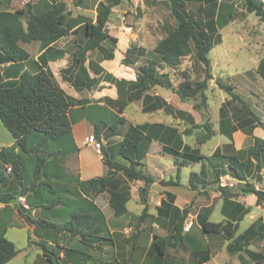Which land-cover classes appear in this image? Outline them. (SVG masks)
I'll return each mask as SVG.
<instances>
[{
    "label": "trees",
    "instance_id": "16d2710c",
    "mask_svg": "<svg viewBox=\"0 0 264 264\" xmlns=\"http://www.w3.org/2000/svg\"><path fill=\"white\" fill-rule=\"evenodd\" d=\"M3 1L0 0V5ZM242 1L248 12H254L264 19L263 0ZM121 2L122 0L101 1L96 20L80 23L77 19L67 22V3L63 0H53L51 6L41 12H35L31 2H27L24 8L15 11L0 10L2 57L0 60L21 62L27 58L29 54L22 48L21 42L38 40L41 41L44 49L40 55L42 64L37 72L23 70L18 78L0 82V120L15 138L13 145L0 148V160L5 166L11 164L10 173L13 176L12 180H9L8 175L0 170V203H4L6 207L13 203L24 221L34 226V230L40 235L37 245L42 249L49 264H61V253L64 254V260L71 264L87 262L85 251L60 245L58 239H62L65 234L78 236L84 246L92 248L102 240H109V237L103 235L107 229L104 213L86 195L106 192L114 214L121 216L127 213V204L131 199V186L128 180L154 181L153 176L145 171V158L153 140L162 143L163 151L174 156L175 164L178 166V176L183 165L209 161L216 168L212 183L218 182L222 175L230 173L242 184V194H256L258 204L264 201V189L257 188L255 182L249 180L253 175L252 163L241 160L234 153L229 156L231 171L226 172L219 168L217 161L204 155L199 147H193L185 142L183 134H191L193 129L198 127L205 128V132L198 137V142L203 144L210 140L215 131L208 122L191 125L184 131H180L175 125L163 122L131 123L120 142L102 146L101 153L108 167L107 174L88 180L67 175L64 159L78 149L72 139L69 117L72 99L56 83L53 74L46 69V65L50 60L63 58L69 51L70 47L61 48L56 46L55 42L69 34H76V40L72 45L75 49V72L68 79L78 89L96 86L99 79L90 75L86 65L87 54L89 51L99 50L102 59L115 58L118 38L110 33L107 24L113 8ZM190 2L204 6V23L189 12L187 6ZM221 2H228L227 6H231V2L227 0H170L172 14L177 24L174 28L168 29L167 35L154 47L162 64L169 68L179 67L186 56L193 55L197 64L204 66L205 77L202 80H193L188 72L184 71L182 80L175 87L169 73L160 71L153 60L139 66L135 80L107 74L106 79L117 87V104L120 112H123L131 102L143 100L144 112L163 109L173 117L182 113L161 95L151 94L150 90L155 86L171 89L182 99L201 93L202 102H206L204 91L209 80L213 78L209 53L215 45L222 42L220 29L232 18L231 13L228 15L220 13ZM26 13L28 17L24 23L22 16ZM107 42H111L112 46H107ZM127 58L124 59V64H134ZM70 69L65 72H69ZM256 70L264 80V57L260 59ZM216 82L233 99L249 107L243 95L234 90V85L226 84L221 79H217ZM197 107L199 105H196ZM248 112L250 118L236 117L235 120V117L229 115L223 103L220 108V133L233 140V133L239 128L258 126L262 123L254 111ZM252 119L256 120L254 124ZM125 122L126 118L117 114L108 128L110 132H115ZM105 124L104 121L94 123L93 133L98 140L102 139ZM254 139V144L249 147V154L256 162L259 172L264 167V138L255 136ZM114 151L115 155H113ZM212 156L224 155L218 147ZM196 175L197 173L192 174L191 182ZM255 179L262 180L260 173ZM13 180L17 182L18 187L13 185L16 183H13ZM8 184L10 189L1 190V186ZM218 190L221 191L226 205H230L232 211L228 214L229 219L224 221H210L207 214H201L203 230L222 233L225 238L231 240L228 245L229 251L244 252L250 256L254 264H264V254L248 248L253 239L264 238V222L254 223L238 234L240 221L251 210V206L236 200V194L239 193H233V187L219 184ZM145 191L146 188L141 190L142 193ZM21 197L25 198L26 204L19 200ZM37 210L48 216L33 213ZM143 212H147V207ZM187 214L188 210L185 208L175 225L174 233L154 239L153 246L161 254H164L168 246H174L182 238ZM5 223L3 220L0 222L1 226ZM54 243L57 247L52 245ZM19 252L20 249L5 232H0V264L7 263Z\"/></svg>",
    "mask_w": 264,
    "mask_h": 264
},
{
    "label": "rangeland",
    "instance_id": "374dc122",
    "mask_svg": "<svg viewBox=\"0 0 264 264\" xmlns=\"http://www.w3.org/2000/svg\"><path fill=\"white\" fill-rule=\"evenodd\" d=\"M53 0H5L4 5H0V10L8 9L15 11L24 8L27 2L33 4L35 12H41L49 8ZM67 3V22L70 23L72 19H77V22H84L87 20H96L98 5L101 1L105 0H63ZM231 6H227L228 2H221V12L223 15L231 13V21L220 29L222 35V42L215 45L210 53L211 59V73L213 78L209 80L208 86L204 93L206 95V102H202L203 98L201 93L194 97L182 99L178 95H174L176 103L173 105L178 111H182L176 117H169L166 114L147 113L141 109L142 100L131 102L122 115L127 119L124 124L118 127L120 133L126 131L129 123H140L146 121L165 120L184 131L186 128L194 124H203L208 122L212 125L215 134L207 142L201 144L198 142V137L205 132V128H194L191 134H183L185 142L193 147H199L201 152L217 161L219 168L226 172H230L229 156L236 153L241 160H246L252 163L253 175L249 177L250 181H254L256 186L264 189V167L258 172L256 162L249 154V147L254 144L255 136L254 129L257 126H247L246 128H239L246 134H237L233 140H230L226 135L221 134L219 130L220 121V108L225 104L226 110L229 115L235 117L250 118L248 111H254L262 120L259 133L264 135V80L257 73V65L262 57H264V19L260 18L254 12H248L242 0H230ZM264 1V0H263ZM188 10L192 13L201 23H204L205 16L203 7L199 3H188ZM28 14H23L22 20L26 23ZM176 20L172 14L170 0H122V2L113 8V12L108 21V29L113 36L118 38L115 46V54L124 59L132 60L136 70L139 66L153 60L158 66L160 71L168 72L173 85L178 86L182 80V73L188 72L193 80H202L205 77V68L198 65L193 55L186 56L182 64L177 68H169L162 64L161 58L155 53L154 47L160 39L167 35V30L172 29L176 25ZM38 43V41L32 42ZM20 45L24 48V42ZM107 46H112L111 42L106 43ZM29 48L33 44L28 45ZM24 69V63L14 62L5 69H0V78L15 79L19 77V73ZM221 79L226 84L234 85V90L243 95L245 104L233 99L224 89L220 88L216 80ZM1 82V81H0ZM163 88V87H162ZM156 87L153 92L166 91V93L173 92L166 88ZM174 93V92H173ZM196 105L199 107L196 108ZM162 112V111H161ZM253 124L256 122L252 119ZM240 126V124H238ZM119 139V138H116ZM13 137L9 130L5 128L0 121V146H9ZM231 143L230 145H227ZM155 145H159L157 142ZM156 147V146H155ZM220 147L222 155L212 156L215 150ZM115 151L113 155H115ZM91 158H96L94 153L88 154ZM68 156L64 159V166L67 175H72L78 178V160L75 155ZM161 162L171 168L174 166V158L170 154H165L159 157ZM32 162V161H31ZM149 162V161H148ZM67 163V166H66ZM264 164V163H263ZM29 166H31L29 164ZM203 170L209 175L210 180L215 179L216 168L212 166L209 161H202ZM201 164H190L182 167L181 181L190 185L191 173L199 171L202 168ZM264 166V165H263ZM0 170L8 175L9 180L13 176L6 166L0 160ZM151 169H146L150 172ZM154 171V170H152ZM262 176V180H256L258 174ZM230 174V173H227ZM225 175V174H224ZM212 180V181H213ZM217 181V180H215ZM16 182L13 180V183ZM220 180L214 182L211 186L206 185L204 188L201 186L203 194L208 192L211 187L218 188ZM18 187L17 182L13 184ZM73 185V184H72ZM242 184L239 181L233 187V193L236 194V199L240 198ZM10 189V185L1 186V190ZM218 197V196H217ZM216 197V198H217ZM21 202L26 204L24 197L19 198ZM262 210L259 217L256 218L255 223L264 221V201ZM132 205V204H130ZM36 215L48 216L40 210L34 211ZM105 214L108 219L113 223V209L109 205L105 209ZM222 213L216 211L212 216L213 221L221 220ZM193 219V218H192ZM5 221V225L1 226L0 232L4 231L6 236L12 240L20 252L13 259L5 264H49L43 255L42 249L37 245L40 241V235L34 226L27 224L24 219L18 214L17 209L13 203L8 207L4 203H0V222ZM191 221V219L189 220ZM193 222V221H192ZM251 220L246 217L240 224L238 232L244 231L250 224ZM191 229V228H190ZM219 233L209 232V235L216 236ZM224 235L221 233L220 237L224 240ZM60 245L81 249L86 252V260L84 264H96L92 259L98 256L99 249L95 246H84L78 236L64 235L62 239H58ZM54 246V244H52ZM57 247V246H56ZM256 251L264 254V239L255 240L252 246ZM89 260V262H88ZM251 263V261H249ZM61 264H71L64 260V254L61 253ZM98 264V263H97Z\"/></svg>",
    "mask_w": 264,
    "mask_h": 264
},
{
    "label": "crops",
    "instance_id": "0c3cea01",
    "mask_svg": "<svg viewBox=\"0 0 264 264\" xmlns=\"http://www.w3.org/2000/svg\"><path fill=\"white\" fill-rule=\"evenodd\" d=\"M227 1L231 2L230 0ZM4 4L5 0L1 6ZM76 37V34H69L55 42V45L58 47L70 48L63 58L48 61L46 69L53 74L56 83L72 99L69 117L72 125V139L78 149L68 155V160L70 158L69 156L75 155L78 160L79 179L88 180L108 173V167L103 161L102 153L96 151V149L87 142V137L93 133L94 123L96 121L106 122L101 138L105 140L107 146L120 142L125 133H120L118 128L115 132H110L108 128V125L115 120V115L118 114L119 116H123V112H120L117 104V87L114 83L106 79V75L112 74L117 78L135 80L138 70L132 67L133 64H124L123 58L120 57V55L118 56L115 54L114 59H102L99 50L89 51L86 65L90 75L92 77H97L99 82L96 86L91 88H76L68 79V77L71 78L75 72V49L72 45ZM35 41L38 40L32 42ZM32 42H24V48H22L29 55L21 62L24 63L23 70L35 73L40 69L42 64L40 55L43 53L44 49L41 41H38V43ZM29 44H33V47L29 48ZM0 58L2 59L1 55ZM12 63L14 62L0 60V69H5ZM69 68H71L70 71L65 72V70ZM9 79L10 78H0V81L4 82ZM156 87L162 88V86H155L152 90H155ZM152 90H150L151 94L161 95L172 105L176 103L174 95L177 96L178 94L175 92L166 93L164 90L153 92ZM143 106L142 100L141 109L144 112ZM147 113H163L169 117H173L165 113L163 109ZM152 122L171 124L167 123L165 120ZM260 128V126L255 127L254 136L264 138V135L259 133ZM237 134L245 133L242 129H238L234 132V137ZM12 137L13 140L9 146L15 143V138L13 135ZM157 142L159 145H155ZM1 147L3 146H0V148ZM89 153H94L96 158H91L88 155ZM165 154L169 153L163 151L162 143L153 140L145 158V171L147 168L151 169V171L147 173L153 176L154 181L147 182L144 179L128 180L131 186V199L127 204L128 212L121 216H116L113 211V214L116 216L113 217V223L105 214V209L110 205L108 193L93 192L91 195L85 194L89 199L93 200L104 213L107 229L103 232V235L109 237V240H102L101 243L98 242L95 244L99 251L98 256L96 258L94 257L92 260L96 264H254V261L246 253L229 251L228 245L231 240L225 238V236H223L224 240H222L220 237L221 233L216 236H211L209 232L203 230L200 221L201 214H207L208 219L213 221L212 216L216 211H219L222 213L223 217L221 220L217 221H224L229 219L228 214H230L232 210L230 205H226V200L218 188L211 187L209 189L211 195H209L208 192L198 195L200 191L202 192V190H204L201 189V186L204 188L206 185L211 186L214 184L212 183L213 179L210 180L209 175L203 170L202 162L192 163L201 164L202 168L199 171L191 173V176L193 173H197V175L194 176L193 182L190 180V185H187L181 181V174L182 167L188 165L181 166L178 176V166L175 164V161L174 166L171 168H167V166L161 162L159 157ZM143 188H146L145 193L141 192ZM144 199H146V201H144ZM236 200L246 206H251V210L245 214L240 221L241 224L246 217H249L251 222L247 226L248 228L255 223L256 218L261 214L262 202L259 204L257 203L256 194H242L240 198ZM145 207H147L146 213L143 212ZM185 208H187L188 214L183 224L182 238L174 246H168L164 254H161L153 246L154 239L174 233L175 225L184 213ZM190 219L193 221V224L191 229L186 231L184 227L188 224ZM258 239L262 240L264 238L253 239L248 248L256 251L251 246L253 242ZM249 261H251V263Z\"/></svg>",
    "mask_w": 264,
    "mask_h": 264
},
{
    "label": "built area",
    "instance_id": "2783aa9c",
    "mask_svg": "<svg viewBox=\"0 0 264 264\" xmlns=\"http://www.w3.org/2000/svg\"><path fill=\"white\" fill-rule=\"evenodd\" d=\"M87 142L90 143L96 149V151H98L99 153H101L102 146L106 144L104 139L98 140L95 137L94 133L90 134L87 137ZM6 166H7V169L10 171L11 170V164H7ZM238 181L239 180L236 179L231 174H225V175H222L220 177V185H222V186L234 187ZM256 187L259 188L258 185ZM192 224H193L192 221H188V224L184 227V229L186 231L190 230Z\"/></svg>",
    "mask_w": 264,
    "mask_h": 264
}]
</instances>
